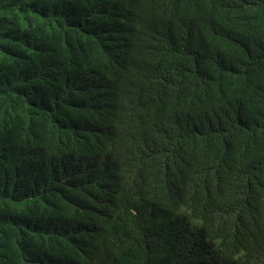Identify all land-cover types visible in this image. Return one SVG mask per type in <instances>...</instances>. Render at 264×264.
I'll list each match as a JSON object with an SVG mask.
<instances>
[{"label": "trees", "instance_id": "trees-1", "mask_svg": "<svg viewBox=\"0 0 264 264\" xmlns=\"http://www.w3.org/2000/svg\"><path fill=\"white\" fill-rule=\"evenodd\" d=\"M0 264H264V0H0Z\"/></svg>", "mask_w": 264, "mask_h": 264}]
</instances>
